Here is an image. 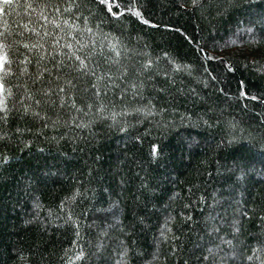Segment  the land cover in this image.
Returning a JSON list of instances; mask_svg holds the SVG:
<instances>
[{
	"label": "trees",
	"instance_id": "obj_1",
	"mask_svg": "<svg viewBox=\"0 0 264 264\" xmlns=\"http://www.w3.org/2000/svg\"><path fill=\"white\" fill-rule=\"evenodd\" d=\"M74 2L61 47L94 40L76 44L88 70L47 97L58 73L33 84L24 44L54 30L53 0H0V264H264V0Z\"/></svg>",
	"mask_w": 264,
	"mask_h": 264
},
{
	"label": "snow or ice",
	"instance_id": "obj_2",
	"mask_svg": "<svg viewBox=\"0 0 264 264\" xmlns=\"http://www.w3.org/2000/svg\"><path fill=\"white\" fill-rule=\"evenodd\" d=\"M11 0H2V3L7 5L10 4ZM101 3L105 4V6L108 8L109 12H112V4L108 3L107 0H101ZM191 4L193 6H198V0H191ZM33 5L29 2L25 6V11L28 9L32 8ZM37 7L40 8V15L38 17L39 21H43L44 24L50 23L53 26V31L49 32L47 30L44 31L43 36L39 37V41L37 43H25L24 47L28 50L29 54H32V50L36 49V54L39 56V60L36 62V74L35 78L33 79V84L36 82L40 81L44 75V73H49L51 75V71L55 70L57 71V75L55 77H52V79H55L58 83L50 86V87H45L42 92L43 95L47 97H51L53 94V87L55 90L61 94L64 93V84H71V80H68L66 78H63V82L61 83L60 81L62 80V69L65 68H71L72 71L79 72L81 70H88V65L85 62V58H82L81 55L77 54V51L80 49H83L88 43L95 44V41H84L81 43L80 41H76L74 44L72 41H65L63 44V47H61V40L63 37L61 36V33L64 32V28L62 25H68V31L66 35L68 37H73V29H78L79 25L76 23H70L69 19H66L64 15L62 14V7L64 12H73L78 8V5L72 0V2H67L65 5H61L59 3H55L53 0V3L51 4H43V5H37ZM50 9L51 11V18L49 14L45 13L44 9ZM3 7L0 6V12H3ZM134 14L137 17L142 18L140 11L133 9L132 10ZM121 13L120 12H112V15L114 16H119ZM75 15H79L78 11H75ZM147 22V21H145ZM21 23H24L23 21ZM24 27L27 28L28 24H24ZM85 30L88 33H92V29L87 28L85 26ZM33 33H37L39 36V28L38 27H33L31 29ZM7 28L5 27L4 32H0V69H2L5 73H8L11 71V67L5 68V64L7 63L8 65L12 64V60L9 59V53L8 50L12 48V45L7 43ZM44 37H49L50 38V46L48 45V42H44ZM19 43V41H17ZM76 44L80 45V49L76 48ZM109 46L115 49V45L111 44L109 42ZM44 49V50H42ZM45 51H47V56L45 55ZM57 54L59 58L57 57ZM23 55V54H21ZM92 53H89V56H91ZM116 55H119V52L116 53ZM165 55H167L165 53ZM48 58H51V63L50 67L45 68L42 67L40 64V61H45L48 62ZM65 61H70L69 63H65ZM19 65H22L20 67V72L22 74H27L28 73V64L30 63L29 56L28 55H23V59L18 60ZM152 65V60H145L142 67L147 68ZM176 68H179V65H174ZM141 69L138 68L137 71H140ZM127 71V69H125ZM94 75V73H93ZM108 73H105V76H108ZM100 77H97V80H99ZM110 83L112 82L111 80L109 81ZM133 88L136 87L135 84L132 85ZM4 88L5 85L2 80H0V111L3 112V116L0 117V120H4V122H7V118L9 116V109L8 105L5 102V96H4ZM24 92L25 94L20 95L19 100L21 102V108L25 113L32 112L34 115H42V113L36 112V109L34 107H31L30 104L28 103H23L25 101V98L27 96L28 100H34L33 93L31 91H28L27 87H24ZM8 95L11 96L12 93L9 91ZM256 97H253L255 99ZM61 101H63V95H61ZM41 103L40 100H35V104L39 105ZM51 103V101H49ZM74 103V101H73ZM19 111V109H17ZM115 113H113V119H115ZM16 131H22V129H16ZM261 148H264V144L260 145ZM79 255H83V253H80ZM249 260L252 259V257H248Z\"/></svg>",
	"mask_w": 264,
	"mask_h": 264
}]
</instances>
